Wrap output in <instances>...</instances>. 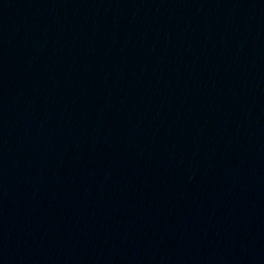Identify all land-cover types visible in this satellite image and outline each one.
I'll return each instance as SVG.
<instances>
[{
    "label": "water",
    "instance_id": "obj_1",
    "mask_svg": "<svg viewBox=\"0 0 264 264\" xmlns=\"http://www.w3.org/2000/svg\"><path fill=\"white\" fill-rule=\"evenodd\" d=\"M0 264H65L1 102Z\"/></svg>",
    "mask_w": 264,
    "mask_h": 264
}]
</instances>
